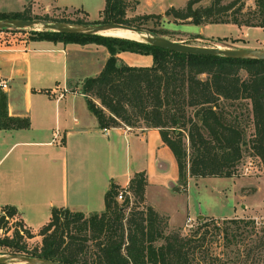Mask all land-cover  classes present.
Returning <instances> with one entry per match:
<instances>
[{
  "label": "trees",
  "instance_id": "trees-1",
  "mask_svg": "<svg viewBox=\"0 0 264 264\" xmlns=\"http://www.w3.org/2000/svg\"><path fill=\"white\" fill-rule=\"evenodd\" d=\"M187 0L170 7L175 20L232 23L264 29V0L245 8L244 0ZM67 23H91L84 10ZM124 0H105L101 21L129 24ZM153 14L138 16L140 20ZM2 18H42L28 8L0 13ZM139 27L138 25H135ZM164 36V31H150ZM31 40L96 44L106 48L102 69L80 82L87 108L101 129L154 128L172 152L177 183L186 187L189 177H232L250 154L259 158L264 172V59L171 51L132 39L101 34L33 31ZM151 55L149 66H135L119 58L120 52ZM249 120L252 132L243 125ZM29 118L12 116L7 95L0 88V129H27ZM147 177L135 172L126 188L111 182L104 195V210L84 214L53 206L48 221L38 230L39 244H28L35 234L18 216L16 207L0 209V248L8 253L43 257L64 264H264V224L253 217L205 218L188 233L167 231V223L145 204ZM123 189L124 191H121ZM123 194L122 202L117 195ZM131 195V196H130ZM130 197L134 204L125 213ZM10 220H16L10 224ZM220 241L214 251L212 243Z\"/></svg>",
  "mask_w": 264,
  "mask_h": 264
},
{
  "label": "crops",
  "instance_id": "crops-1",
  "mask_svg": "<svg viewBox=\"0 0 264 264\" xmlns=\"http://www.w3.org/2000/svg\"><path fill=\"white\" fill-rule=\"evenodd\" d=\"M83 56L87 62L81 59ZM118 56L126 62L123 54ZM107 57L106 48L96 44H64L0 34V81L7 84L2 90L7 95L8 114L30 121L27 129H0V194L22 195L0 196V209L6 205L16 207L22 221L23 204L46 207L49 212L53 206L86 215L100 212L104 210V195L111 182L126 188L138 171L146 174L148 199H156V192L175 186L177 164L175 175L170 177L172 182L166 177L165 165L157 158L159 154L168 158L167 152H171L157 129H101L87 108L78 90L81 80L88 77L81 70L91 66V76L96 75ZM121 137L129 141L126 172L120 182L114 174V150L121 146ZM131 150L137 162L147 151L148 156L154 157V165L149 160L146 165L138 162L131 167ZM30 153L35 159L30 158ZM41 163H62L61 185L55 182L54 173L34 170Z\"/></svg>",
  "mask_w": 264,
  "mask_h": 264
},
{
  "label": "rangeland",
  "instance_id": "rangeland-1",
  "mask_svg": "<svg viewBox=\"0 0 264 264\" xmlns=\"http://www.w3.org/2000/svg\"><path fill=\"white\" fill-rule=\"evenodd\" d=\"M187 0H124V18L131 25H138L149 31H164V37L178 42L200 46H217L222 48H261L264 49V29L260 27L237 26L232 23H202L195 25L188 20H175L173 16L165 12L170 7H183ZM230 0H223L227 2ZM211 0H201L194 7L206 6ZM245 8H253L254 0H244ZM105 0H0V13H11L28 8L32 16H45L48 20L57 19L74 20L82 17L83 14L73 10L81 9L87 13L88 21H101L100 10L103 9ZM153 14L147 20H140L138 16ZM42 19V18H40ZM27 37H31L33 31L40 29H23ZM125 57L129 65L149 66L152 62L151 55L135 52H120ZM118 53V54H120ZM120 58V57H119ZM81 59L87 62V57ZM121 59V58H120ZM125 62V63H126ZM87 66V65H84ZM91 66L81 70L82 75L91 76L93 74ZM243 125L247 133L252 132V125L249 120H244ZM58 140V139H57ZM126 138L120 139L121 146L114 150V174L118 181H122L126 172ZM130 143V142H129ZM132 149V144L130 143ZM132 151V150H131ZM168 158L159 154L157 158L165 165L166 177L173 182L170 177L176 173V161L170 151ZM30 158L34 154L30 153ZM130 166L135 167L139 163H149L152 165L153 158L144 151L139 161L134 160V152L130 154ZM29 159V158H28ZM146 161V162H145ZM31 164V163H30ZM20 166V163H18ZM26 166V164H25ZM34 170L45 172L48 170L54 173L55 182H62V163L56 166H46L43 163L34 166ZM115 179V178H114ZM174 187L169 186L165 190H160L154 194L156 199H148L145 194V204L152 207L163 217L167 223V231L178 230L186 234L196 225L198 220L205 218L221 219L224 217H253L258 225L264 224V172L258 157L247 155L237 166V173L232 177H191L186 187L173 182ZM124 189V188H123ZM121 189V191H124ZM125 194V192H123ZM0 196H22L20 194L7 192ZM131 196V195H130ZM154 196H152L154 198ZM118 202L122 200L117 199ZM134 198L130 197L125 213L134 204ZM22 218L35 236L28 240V244H39L41 237L37 235L38 230L48 221L49 210L46 207H30L23 204ZM190 219V220H188ZM14 224L16 220H10ZM213 249L219 252L220 241L212 243ZM0 254H8V251L0 248Z\"/></svg>",
  "mask_w": 264,
  "mask_h": 264
},
{
  "label": "water",
  "instance_id": "water-1",
  "mask_svg": "<svg viewBox=\"0 0 264 264\" xmlns=\"http://www.w3.org/2000/svg\"><path fill=\"white\" fill-rule=\"evenodd\" d=\"M40 29L56 31L68 34H105V31L121 28L127 29L141 35L136 41L145 42L163 49L205 55H223L232 58H256L264 59V49L261 48H222L217 46H200L171 40L164 36L152 34L149 30L134 25L118 22L99 23H67L62 21H50L40 18H2L0 19V30L6 29ZM111 36V35H109ZM117 37V36H116ZM122 38V37H121ZM130 39V38H127ZM134 40V39H132ZM0 264H64L43 257L24 255L18 253L0 254Z\"/></svg>",
  "mask_w": 264,
  "mask_h": 264
},
{
  "label": "built area",
  "instance_id": "built-area-1",
  "mask_svg": "<svg viewBox=\"0 0 264 264\" xmlns=\"http://www.w3.org/2000/svg\"><path fill=\"white\" fill-rule=\"evenodd\" d=\"M0 34L7 36L9 34L10 36L20 37V38H28L26 36V33L23 31V29H6V30H0ZM7 86L6 82L0 81V88L4 89ZM117 199L122 200L123 199V192H119L117 195ZM190 220V219H188Z\"/></svg>",
  "mask_w": 264,
  "mask_h": 264
},
{
  "label": "bare ground",
  "instance_id": "bare-ground-1",
  "mask_svg": "<svg viewBox=\"0 0 264 264\" xmlns=\"http://www.w3.org/2000/svg\"><path fill=\"white\" fill-rule=\"evenodd\" d=\"M105 34L111 35V36H117V37H122V38H130V39H136L139 40L141 38V35L132 32L127 29H121V28H114L105 31Z\"/></svg>",
  "mask_w": 264,
  "mask_h": 264
}]
</instances>
